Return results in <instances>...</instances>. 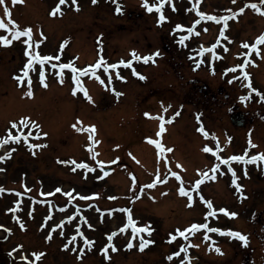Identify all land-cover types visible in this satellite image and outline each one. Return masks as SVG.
<instances>
[{"label": "rangeland", "instance_id": "obj_1", "mask_svg": "<svg viewBox=\"0 0 264 264\" xmlns=\"http://www.w3.org/2000/svg\"><path fill=\"white\" fill-rule=\"evenodd\" d=\"M141 1L119 0L123 11L118 14L115 11L116 5L112 0H97L95 4L92 3V0H78L80 5L78 11L74 10L69 0L67 4L61 5L63 15L58 13L53 16L50 13L58 0H24V2H17L15 5L12 4V0H6L12 15L9 19L4 11V6L0 5V18L8 25V29L2 28V31L6 33L0 31V36L12 38L16 28V25L12 23L13 20L21 27L31 26L33 29V46L31 49L33 53L35 51L42 54L47 53L52 58H55L58 54L62 56V60L72 59L76 56L74 63L85 68L96 64L101 55L107 63L113 64L117 60L125 59L132 54L133 50L141 56H146L158 47L159 52L163 51L164 54H162V57L161 55L156 56L154 64L150 61L149 64H138L140 66L138 70L146 74V81L143 82L136 79L131 67L119 72L120 76L126 78L121 79L123 81L121 83L119 81L120 76L117 75L114 69L105 71L103 65L97 68V75L105 80V84H101L100 80L91 75H87L86 79L81 80L94 101V103L89 101L88 105L81 98L83 91L78 90L75 94L73 93V88L76 85L72 79L73 75L68 73L62 74L63 83L60 82L61 75L57 77L50 75L47 79V87L39 83L32 84L34 95L31 97L25 96L27 82L25 80V83L21 85L16 76L24 69L23 63L28 59L25 54L29 46L23 43V40L27 37H21L19 40L13 39L12 43L7 46L0 43V57H2L0 64V97L11 96L17 102L21 99L28 100L13 103L14 113L31 112L37 118H40L50 136L49 140L53 144L51 148L57 149L58 159L70 161L68 164L61 163L60 168L50 161L55 153L41 152L39 158L45 157L48 161V177L43 178L44 182L42 183L43 185L45 183V188L51 191L50 194H47L48 201L63 197L67 192L73 194L76 191V193H79L80 189L82 193H85L90 189L87 182H82V187L79 188L81 185L77 184L81 182L80 176L84 171L81 173L79 168L73 171L75 165L71 163L72 160L79 163L78 157L86 158L85 151L80 150L77 145L90 142V140L86 131L77 133L75 132L77 130H74L67 134V131L72 129L73 125L68 130H65L63 126L58 128L56 122L51 121V119H57L58 116L49 114L47 118L44 111L53 106L57 112L60 110L58 113L60 114L67 105L71 107L67 113L75 118V123H78L79 118L80 121H83V126L95 125V139L99 141L98 144H95V151L102 154L100 160L108 162L111 158L120 156L119 161L122 164L113 166L110 173L105 176V184L100 186L97 191H93V194H98L93 196V202L95 201L103 206L114 204H121L122 207L127 206L128 209L132 210L133 220L139 222L156 224L159 221L160 225L156 224L154 226L158 229V233H152V235L147 233V236H151L155 244L147 245L144 250H139L140 247H138V250L137 248L131 250V248L126 247L130 234L125 232L119 234L118 240L113 243L117 250L113 251L109 248L107 253H100L98 249L108 244L106 241L107 231L115 227H123L125 221L118 217L110 219L106 215L98 218L94 214L93 218H89L92 227L86 228V231L96 238L97 246L95 250L87 251L88 249H86L82 254L79 251L80 246L77 247L76 252L70 249H62L60 246L65 237L51 231L55 223L59 222L62 217H55L48 224L43 223L40 218L34 219L32 222L27 221L24 227L25 231L21 232L17 228L16 238L12 243L10 241L3 243V248H10L16 240H22L26 242L25 246L28 253L32 254L44 250L46 254L41 257L38 264H181L182 260L184 264H188L187 256L191 257V264H258V260L254 261V254L258 246H264V233H261V224H257L259 209H262L264 217V199L259 202L261 196L255 194V190L258 185H264V176L262 178L260 176L264 161H260L258 164H248L247 175L244 174L245 168H243L242 173L237 165L232 164L240 171L236 170L239 179L245 181L248 185L249 193L246 194L244 202L234 200L231 194L226 195L225 190L229 189L228 179L222 176L219 171H216L210 173V176L215 175L216 179H205L200 185V189L192 192L193 197H195L194 203L185 209L182 205V198L179 196L181 181L170 174V170L179 172L183 177V186L191 189L197 179H203L201 173L197 170L203 172L209 170V161L213 156L211 158L209 153L203 150L204 146L207 145V140L198 136L201 133L198 131L201 122L204 124L205 129L213 133L219 140L221 135L226 138V143L224 141L220 143L226 144L228 150L231 147L227 144L231 145L233 143V149L239 151L235 155L244 154L245 151L248 152L249 156L257 154L249 145L250 135H248L249 126L252 123L249 119L255 117L254 110L250 109L252 114L247 117V124L243 127L238 128L229 122V111L235 107V98L238 99L235 93L239 95L245 90L241 81L231 80L230 82L227 76L221 75V70L227 67V64L232 63L235 57L233 58L231 55L228 62L225 59L219 61L217 63V73L214 75H209L208 70L200 71L197 74L193 73V69L190 72L186 66L188 62L191 63L192 48L194 46L197 48V43H206L212 38V41H215L218 35V32H215L220 30V26L216 25L213 33L210 31L204 33L203 30H200L198 32L199 40L196 38V40L190 41L186 48L178 47L173 36L169 34L170 27L174 24L189 25L192 23L196 18L194 13H197L193 4L187 0H181L175 3V10L173 7H165L164 14L168 19L163 23H157L159 13L155 11L148 12L142 6ZM197 2L201 12L216 16H219V11L224 6L230 4V0H197ZM247 2L260 3V0H247ZM30 7H32L31 11ZM227 8L232 10L230 13L237 12L240 9L239 5ZM189 9L192 10L189 11ZM244 9L245 11L239 13L238 17L229 26L230 33H239L242 37L246 35L245 33H249L257 38L258 30L253 23L264 26V14L252 8L244 7ZM249 11H252V13H249ZM248 18L254 19V22H247ZM9 29L12 31L10 32ZM8 31L10 34L7 33ZM41 32L44 33V36L40 35ZM262 33H264V29ZM37 40L43 41L38 47L35 44ZM65 41H67L66 44ZM223 44H225V49L228 48L229 54L231 43L226 41ZM61 45H63V48H61ZM258 47L260 54H256L254 58L256 65L252 71L257 82L264 87V44H260ZM238 48L234 52L237 53ZM225 49H221V51L223 52ZM177 68L182 73L181 77L175 76L173 73L176 72ZM135 70L139 72L136 67ZM109 75L112 77L111 80L118 81L117 86L124 90L118 98L111 93L106 94L105 89L109 87L111 82L108 79ZM219 82L221 86H218ZM32 83L36 82L32 81ZM179 83L182 84L181 87H179ZM220 87L225 92H229L228 95L221 100L220 94L219 99L211 100L208 96L209 91H217ZM38 98L41 101L30 100ZM184 100L185 104L182 103ZM168 104L174 111L179 108H183V110L179 113L177 119L165 123L166 131L158 136L161 120L157 117L164 116L165 121H167L173 115V111L169 107L166 112L164 111ZM250 105L258 107L257 104L252 102L249 105H243V108H250ZM3 111L4 109L1 110V112ZM145 113L152 115L146 116ZM9 115H13V113L2 114V117L7 119L4 118L3 122L0 121V132L6 126L7 120L13 118L8 117ZM198 115L199 120L197 119ZM36 117L31 116V119L36 121ZM260 129L261 124H256L254 134L258 142L263 144V141L260 142L262 136ZM146 137L160 140L165 148L163 154ZM229 137H231V142H229ZM208 139L210 142L216 143L215 139L211 137ZM117 145L119 147H116ZM167 148H172L173 151L168 152L166 151ZM16 156L13 163L18 165L13 172V179L20 177L19 173L24 169L31 168L32 165L29 162L39 161V158H30V156L23 153H18ZM178 163L183 167L178 168ZM157 174L165 182H158L155 187H146L155 180ZM133 176L136 178L135 181H133ZM89 177L92 186L100 177V173H89ZM4 178V175H2L0 179V186L2 187L12 185V182H14L9 177L10 180L7 183L8 180H4ZM30 181L31 179H22L18 183L19 188H27ZM258 181L260 182L257 184ZM57 188L62 189V191L56 192ZM214 188H217V191L221 193L214 194L215 202L218 203L217 206L238 213L233 218V223L226 222L224 220L225 216L220 214L214 215L217 220L215 223L212 222L210 216L200 217L205 207L196 206L195 201L199 198V194L208 192L213 195ZM141 189H143L142 192ZM263 190L264 187L259 191ZM15 192V190L5 191L0 194V221L6 222V224L14 225V217H17L14 207H21L19 206L21 201ZM34 192L42 193V190L38 188V192ZM34 195L38 196L35 193ZM65 196L67 197V195ZM187 198L189 200V197ZM82 204L84 205V203ZM20 211L24 212L21 209ZM195 219L197 220L195 221ZM207 219H211L210 225L215 224L220 227L227 225L232 228L230 225L232 224L234 225L232 229L239 231L234 228L237 225L247 235L248 245L244 246L239 240L220 237L219 242L222 244L219 247L225 253L223 257L214 256L215 253L207 247L208 250L200 247L198 237L190 236L189 233H186L188 240H185L182 236H176L175 240H170V235H174L171 232H175L177 228L183 230L188 228L194 221L195 223H205ZM50 233L52 239L49 240L47 237ZM65 234H68L67 229ZM53 241L55 244L51 243ZM182 245L187 247V252H180L179 256H174L172 260H169L168 257L174 252H179ZM195 245H198V247ZM13 257L3 258L1 256L6 264H23L19 252H16ZM32 260L33 257H31L28 264H33Z\"/></svg>", "mask_w": 264, "mask_h": 264}, {"label": "snow or ice", "instance_id": "obj_2", "mask_svg": "<svg viewBox=\"0 0 264 264\" xmlns=\"http://www.w3.org/2000/svg\"><path fill=\"white\" fill-rule=\"evenodd\" d=\"M17 2L22 3V2H24V0H12V4L13 5H15ZM68 2H69V0H58V3L51 10L50 14L53 15V16H56L58 13L60 15H63V11L61 9V5H65ZM112 2L116 5V7H115L116 13H118V14L121 13L123 11V8H122V5L120 4L119 0H112ZM166 2H167V0H159L158 4H152V3H149V0H143V6L147 9L148 12H152L153 10H156L159 13V19H158L157 23H163L166 19H168L165 16V14H164V5H165ZM232 2L235 3L236 0H232ZM72 3L75 5L76 10L78 11L79 8H80L78 0H72ZM92 3L93 4L97 3V0H92ZM0 5L4 6L5 13L8 15L9 19H11V15H12L11 14V9L8 7V4L6 3V0H0ZM249 6L252 9L256 10L257 12H260L261 14H264V0H260V3H251ZM172 7L175 10V4L174 3L172 5ZM193 7L196 9V11H197V13H198V15H199V17L201 19H205L206 18V19H209V20H212V21H216V22L224 21L223 27L220 30V36L221 37L225 36V30L229 27L227 21L230 20L232 18V16L208 15V14H206L204 12H201V11H199V6H198L197 0H193ZM191 10L192 9H189V11H191ZM228 11L232 12L231 9H229ZM244 11H245L244 7H241L238 10V12H234V13H232V15L238 17L239 13H243ZM12 23L14 25H16L14 34L12 35V38L9 39L7 36H0V43H2V44L7 46V45H10L12 43L13 39L19 40L21 37H27V39L23 40V43L25 45L29 46L28 50H26V55L31 57V59H29L27 61V64H26L25 68L22 69V71L24 72V75L23 76H17L16 78L19 81V83L21 85H23L25 83V77H28V79H27V91L24 93V95L27 96V97H31V96L34 95V93L32 91V80L29 77L27 69L33 67V60H39L41 63H43L44 61H48L51 58L49 56H47V55L41 56L38 51L34 54L33 51L31 50L32 46H33V29H32L31 26L21 27L15 20H13ZM195 23L199 24L200 20H196ZM185 27H186L185 25L177 24L175 26L174 31L184 29ZM0 28L8 29V25L6 23H4L2 19H0ZM9 31L11 32L12 30L9 29ZM192 31H194V29H192ZM40 35L44 36V33L41 32ZM188 38L189 37L187 35L181 36V38L179 39L178 43H180L182 46H186L185 41ZM45 39H46V37H45ZM42 43H43L42 40L35 41V44H36L37 47L39 46V44H42ZM64 43L66 44L67 41H65ZM260 44H264V33H262L261 35H259L257 37L256 43H252V44L243 43V47H245L247 49H250V50H255L256 54L259 55L260 54V49H259L258 45H260ZM61 48H63V45H61ZM210 50L214 51V47H213V49H210ZM101 51H102V46H101ZM158 55H160L159 50H157L156 53L149 54V55H146V56H138L135 53V50L132 51L133 60H137L138 59V60H143L145 62H148L150 60L152 62H155V57L158 56ZM238 55H245V56L249 57V59H250L251 55H252V51H249L247 53H239ZM55 59L59 60L60 57L56 56ZM201 62H197L196 63V67L197 68L200 66ZM247 64H248V60H245L243 64H238V65L233 66L230 69H227L225 74H227L228 71L235 72L236 69H238V68H246ZM102 65L105 67V71H107L108 69L117 68L118 65L131 66L132 65V60L125 61V60L121 59L118 62V64H109V63H107V61L105 60L103 55H101L99 57V59L97 60L96 64L89 65V66H87V68L78 69L75 66V64L72 63V62L60 63L59 65H53V67H59L61 69V73H63V70H65V69H70L71 72L73 73L72 79L75 81V85H76L73 88V93L75 94L78 90L83 91V94L87 98V100L94 103L92 96L89 94L88 90L83 86V83L80 80L78 74L87 75L89 72H91V74L93 76H95L96 79L100 80L101 84H105V80L101 79V77L98 76L97 72H96V69L99 68ZM213 71H214V69H213ZM133 72H134L135 75L140 76L142 79H146V77H143L141 73L136 72L135 68H133ZM117 75L120 76L119 72H117ZM242 75L248 81L247 82V87L249 89H251V92H249V94L247 96H242L241 97V100L246 101V100H248L251 97L252 93H257L258 89L253 87L252 82H251V78H250V74L247 71H244L242 73ZM111 78H112L111 75H109L108 79L111 80ZM237 78L238 77L233 76L232 80H236ZM120 79H126V78L123 77V76H120ZM40 80L43 83L44 87L48 86L47 82H46L47 78H46L45 73L43 71L40 72ZM60 82L61 83L64 82L62 75H61ZM112 91L116 92V90L114 88L112 89ZM116 95H117V97H119L120 95H122V93L116 92ZM259 96H260V100L264 101V92H260ZM168 107H171V106L168 105L167 107H165V109H164L165 112L167 111ZM145 115L146 116H151L152 114L145 113ZM176 115H179V112L175 113L173 115V117L171 119L167 120V121H165V117L164 116H158L157 117V118H159L161 120L160 129H159V132L157 133L158 136H160L162 133H164L166 131L165 123L166 122L167 123L172 122V120L175 119ZM197 119L198 120L200 119L199 115L197 116ZM20 125H23L25 128H28L30 126L31 128L40 129V127H41L38 122L32 120L30 117H27V116L21 117L19 121H12L11 122V128L7 130V136L0 138V147H2L3 145H5V144H7L9 142H12V141L19 142L20 139H21V136H23V138H24V140L26 142L28 141V138L33 135V133L31 131H29L26 135L23 132H21L20 135H13L12 134V129H19ZM73 127L76 128L77 131H80V132H85L86 131L89 134L88 135V139L92 142V144H98L99 143V141H97L95 139V133H96V126L95 125L83 126V121H80L79 118H78V123L74 124ZM198 131L203 133L205 138L211 137V138L216 140V148L215 149L213 147L205 145L203 150L206 153H213L214 152L216 157L219 160H221L223 164L228 166V169H229V171H231L232 176H233V184L236 185L237 190L240 191L241 196L243 197L244 196V193L242 191L243 185H240L238 183L239 177L236 175V169L232 167V162L233 161H237V162L243 163L245 165V175H247V167H246L247 164H249V163H257L258 164L260 161H264V152L257 153L255 155L249 156L248 152L245 151L244 154H241V155H235L234 154V155H232L230 157L224 158V157L220 156V152L222 151V149L219 146L218 137H215V135L213 133L208 132L205 129V127H204L202 122L200 123V127L198 128ZM47 135H48V133H45L43 131H37L35 133V136L37 138H40L42 136L46 137ZM146 139L150 143L154 144L156 146V148L160 151V153L163 154V152L165 151V148H164V145L161 143L160 140L152 139L151 137H146ZM229 142H231V137H229ZM249 145L251 147H255V145L251 141V138L249 139ZM29 147L31 149H33V154L35 155L36 153H35L34 150L36 148L46 147V145H44V144H39V145L38 144H31L29 142ZM88 147L91 150V145H89ZM116 147H119V145H117ZM13 151H15V149H11L4 156H0V160L5 159L6 157L10 158V156H11ZM166 151L171 152V151H173V149L172 148H167ZM92 155H93V157H96V156H98V153H95L93 151ZM130 155H131V153H130ZM133 158H135V157H133ZM118 159L119 158H117V160ZM60 162L64 163V164H68L70 161H60ZM115 162L116 161H109L107 163H115ZM71 163H73L75 165V167L73 168V171H75L76 168L85 169L86 170V174H87V171H95V169L91 165H89L87 162H79V163H77L75 160H72ZM105 163L106 162L103 161V160H97V164L101 168H103ZM177 167L178 168H182L183 165H180L178 163ZM220 167H221L220 163H216L213 166V168L210 169V171L215 173L216 171H218L220 169ZM0 170H2V169H0ZM197 171L200 172L201 176L203 178H205V179H216L217 178L215 175L209 176V174L207 172H203V171H201L199 169ZM107 174H108V172L104 173V175H107ZM170 174H171V176L175 177L177 180L181 181V186L179 187V194L188 196L189 197V206H191V204L194 203V200H193L192 196L190 195V193L194 192V191H198L200 189V185L204 182V179H197L195 181V184L193 185V187L191 189H186L183 186V177L180 175L179 172L170 170ZM98 178H103V177H98ZM132 178H133V181H135L136 178L134 176ZM158 182L159 183L165 182L164 180H162V178H161V176L159 174H157L156 177H155V180L150 185H147L146 187H155L156 183H158ZM25 187H27V186L25 185ZM134 187H135V185H134ZM5 191H14V190H11V189H7L6 190L2 186H0V194H3V192H5ZM61 191H62V189H60V188L56 189V192H61ZM142 191H143V189H141V192ZM65 195H67L69 198H72V192H67V193H65ZM77 195H80V194L77 193ZM97 195L98 194H96V193L93 194V196H97ZM83 198L84 199H90V197H88V196H84ZM113 199H115V197H113ZM201 199L204 200L203 197H201ZM204 203L207 205V208L211 210L209 212H206V216H214L216 214V212L224 213V214H226L229 217H236L238 215V213L231 212L227 208H223V207L219 208V209L214 208L213 203H212L211 200H204ZM17 207H18V205H17ZM123 211H126L128 213L129 224H126L124 226V228L121 229V231H127L128 227L131 226L132 227V239L136 238V234L137 233L147 232L149 235L151 234L152 229H151L150 224L137 227L136 226L137 222L135 220H133V217H132V210L131 209H124ZM14 219L19 220L20 218L19 217H14ZM69 219H71V217H69ZM3 227H4V225H0V228H3ZM21 227L24 228L25 225L23 223H21ZM56 227H59V225H57ZM89 227H92V225L89 224ZM200 229H207L208 231L216 232V233H219L221 235H228V236H230V237H232L234 239H239L244 246L248 245V237H247L246 234H244V233H242L240 231H237V230H233L231 228H227V229L219 228V227L209 228V225L207 223H195L194 222V223L190 224L188 226V228H185L183 230L177 228L176 229V233L178 235L184 237L185 240H188V236L186 235V233L195 234ZM8 231L10 232L11 229H8ZM53 231H55V229H53ZM61 235H63V233H61ZM80 235L83 237L84 242H85L86 245H92L94 243L87 236H85L83 232H81ZM114 235H115V233L108 234L109 243L103 249H101L102 252L107 253L109 248H111V250H113V251L117 250L115 245L111 243L112 237ZM47 239H49V240L52 239L51 233L49 234ZM175 239H176V235H170V240H175ZM73 240H75L74 236L71 238V240H69V243H66L63 247L65 249H68L69 248V244ZM150 243H153V241L145 240L144 237L141 236L140 237V250H143L144 247L146 246V244H150ZM195 246L198 247V245H195ZM20 247H22V246H20ZM126 247H128V248L133 247V244H132L131 240L129 241V243H128V245ZM212 248H215V251L217 253H222V250L220 248L216 247L215 243H213V245L210 248V250H212ZM71 250L73 252L77 251L76 248H72ZM81 251H83V249H81ZM13 252H15V249L13 250ZM180 252H185L186 253L187 252V247L182 245L181 248H180V251L179 252H174L172 255H170L168 257V259L172 260L174 256H179ZM43 255H44V253H42V252H33L32 253V256H34L37 260H39ZM21 259L22 260H28L29 258L27 256H22ZM186 259L188 260V264H191V257L187 256ZM181 264H184L183 260L181 261Z\"/></svg>", "mask_w": 264, "mask_h": 264}]
</instances>
